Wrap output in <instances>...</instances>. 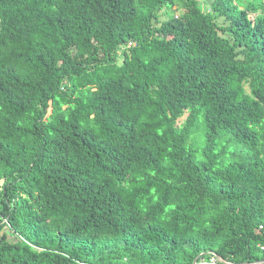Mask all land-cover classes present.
Masks as SVG:
<instances>
[{"label": "trees", "instance_id": "16d2710c", "mask_svg": "<svg viewBox=\"0 0 264 264\" xmlns=\"http://www.w3.org/2000/svg\"><path fill=\"white\" fill-rule=\"evenodd\" d=\"M0 180V264H264V0H0Z\"/></svg>", "mask_w": 264, "mask_h": 264}, {"label": "built area", "instance_id": "2783aa9c", "mask_svg": "<svg viewBox=\"0 0 264 264\" xmlns=\"http://www.w3.org/2000/svg\"><path fill=\"white\" fill-rule=\"evenodd\" d=\"M0 186H1V182H0ZM1 218V216H0ZM3 221H5V219L2 218ZM261 250H264V247H260ZM192 264H251L248 262H239V263H235L232 261H229L227 259H222L221 257L217 256L214 253H207V256L205 255H201L199 257H197ZM252 264H258V263H252Z\"/></svg>", "mask_w": 264, "mask_h": 264}, {"label": "rangeland", "instance_id": "374dc122", "mask_svg": "<svg viewBox=\"0 0 264 264\" xmlns=\"http://www.w3.org/2000/svg\"><path fill=\"white\" fill-rule=\"evenodd\" d=\"M160 17H162V15ZM250 17H253V15L251 14ZM49 112H50V109H48L47 113H49ZM0 182H1V186H2V180H0ZM0 233L6 234L10 241H14L15 240V235L12 234V232L9 229L8 226H6L3 229H1Z\"/></svg>", "mask_w": 264, "mask_h": 264}]
</instances>
